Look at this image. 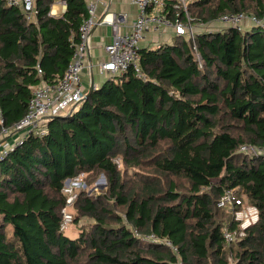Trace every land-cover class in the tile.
I'll use <instances>...</instances> for the list:
<instances>
[{"label": "trees", "instance_id": "16d2710c", "mask_svg": "<svg viewBox=\"0 0 264 264\" xmlns=\"http://www.w3.org/2000/svg\"><path fill=\"white\" fill-rule=\"evenodd\" d=\"M54 1L34 0L27 21L20 5L0 0V129L71 61L86 2L60 0L65 10L53 16ZM175 3L164 14L186 20ZM187 12L193 25H218L194 34L195 50L174 34L140 47V75L129 67L106 78L0 156V264H264V154L239 150H264V0H190ZM225 14L260 24L239 31L218 23ZM80 174L85 185L103 174L107 185L77 192L72 222L92 223L70 238L62 189ZM225 189L258 213L234 246L222 235L232 216L216 206Z\"/></svg>", "mask_w": 264, "mask_h": 264}, {"label": "built area", "instance_id": "2783aa9c", "mask_svg": "<svg viewBox=\"0 0 264 264\" xmlns=\"http://www.w3.org/2000/svg\"><path fill=\"white\" fill-rule=\"evenodd\" d=\"M33 1L34 0H7L9 4L21 6L27 21L35 20L36 11ZM175 1L176 3L173 5V8H181L186 20H180L178 14L175 15L174 21L168 18L163 12L165 7L164 0H132V4L137 8V14L130 25L129 31L123 34L118 33L115 15H112L110 19H106L107 15H105L96 22V2L87 1V17L78 28L79 41L75 46L74 53L64 76L57 84L40 82L35 86L32 90V96L28 101L24 116L10 128L2 127L0 129V156H5L14 146L21 144L27 135H41L45 130V124L51 117L63 113H70V111L83 100L86 91L82 86V72L87 65L85 56L88 52L89 34L96 23L110 24L113 32L111 41L105 46L106 60L97 65L98 74L101 76L117 77L122 75L129 67H132L139 73L138 51L140 42L144 40L146 34L157 33L162 29H170L173 31L174 35L190 38L193 49L195 50V32L198 29H213H207L208 27L204 26V24H191V18L187 12V4L190 0ZM217 21L224 26L230 24L239 31L245 21L249 24H260V21L256 17L243 14H225L219 17ZM93 88L95 87L93 86ZM247 149H250L251 153H256L255 151H258L264 154V150L255 147L242 146L239 150L243 151ZM82 178L83 174H80L75 178L68 179L66 184L64 182L62 192L66 196V205L61 210V230H65L72 222V215L68 213V207L73 204L76 197V194L73 193L74 189L84 190L86 187ZM216 206L231 212L232 220L235 225L234 229H229L227 226H223L222 228V235L227 244L234 243L244 236V228L254 223L258 218L257 210L253 206L248 208L250 212H247V209L239 210L240 207L245 206L244 196H237L230 189H225L222 192ZM247 218H250V220L247 221ZM240 220L246 222L238 223ZM236 224L238 228H236ZM149 238L150 240H156L153 236ZM163 243L171 247L174 253L176 252L177 249L172 246L168 240H163Z\"/></svg>", "mask_w": 264, "mask_h": 264}, {"label": "crops", "instance_id": "0c3cea01", "mask_svg": "<svg viewBox=\"0 0 264 264\" xmlns=\"http://www.w3.org/2000/svg\"><path fill=\"white\" fill-rule=\"evenodd\" d=\"M95 1V20L99 21L102 17L107 15L106 19H110L112 15L117 19V30L119 34L128 32L130 25L134 21L137 8L132 4V0H84ZM165 3L172 0H164ZM65 10V4L60 0H55L51 5L50 14L53 16H60ZM249 26V23H244ZM210 26V25H209ZM218 25H215V27ZM206 30H197L196 32ZM173 31L170 29H162L157 33H148L144 40L140 42V47H155L162 43H169L173 37ZM112 26L107 23H96L89 34L88 38V52L86 53V68L82 72V86L85 91H88L90 85L93 83L94 87H98L103 76L98 74V64L106 60L105 46L112 39Z\"/></svg>", "mask_w": 264, "mask_h": 264}, {"label": "rangeland", "instance_id": "374dc122", "mask_svg": "<svg viewBox=\"0 0 264 264\" xmlns=\"http://www.w3.org/2000/svg\"><path fill=\"white\" fill-rule=\"evenodd\" d=\"M246 22V21H245ZM244 22V23H245ZM247 23V22H246ZM191 24H193L192 23V21H191ZM204 26H207L208 28L207 29H212V28H214L215 27V25H208V24H206L205 22H204ZM199 28V27H198ZM198 30H200V29H198ZM195 32V31H194ZM196 33V32H195ZM196 58L198 59V55L196 54ZM102 78H104V79H106V78H108L106 75H104ZM103 81V80H102ZM246 147H251V146H249V145H247ZM0 152H1V149H0ZM240 152H242L243 154H245V155H249V154H251V150L250 149H247V150H243V151H240ZM119 163V162H118ZM119 166H121V165H119ZM120 169H122V166L120 167ZM132 175V171H130V172H128V176H131ZM168 179L169 178H165V179H163V185H167V183H168ZM174 181H178L179 182V184H182L181 183V179H175ZM68 182V179L65 181V184ZM106 185H107V181H106V178H105V176L103 175V174H99L97 177H96V179H95V181H94V183H91V184H88V185H86V187H85V191H87L88 193H92V194H99L101 191H103L104 189H105V187H106ZM78 191H80V190H77V189H74V191H73V193L74 194H77V192ZM244 203H245V206L243 207H240L239 208V210H241V209H247V212H250L249 210H248V208L251 206L249 203H248V201L246 200V198L244 197ZM68 213H70L71 215H72V217L73 216H75V214H76V211H75V209H73V206L71 205L70 207H68ZM221 213H223V214H226L227 215V218H229L230 216H231V212H229V211H227V210H224V211H221ZM230 216H229V215ZM250 216V215H249ZM250 220V218H247V221H249ZM241 222H246V221H244V220H240L238 223H241ZM90 223H92V220L91 219H89V218H87V217H85V218H81L80 220H79V222L78 223H73V222H71L68 226H67V228L64 230V232H65V235H67L68 237H75L78 233H79V231H80V228L81 227H87ZM227 223V222H226ZM225 223V224H226ZM225 226V225H224ZM236 228H238V225L236 224ZM232 246H234L235 245V242L234 243H232L231 244ZM229 262H232V259H230V260H228Z\"/></svg>", "mask_w": 264, "mask_h": 264}, {"label": "water", "instance_id": "95a60500", "mask_svg": "<svg viewBox=\"0 0 264 264\" xmlns=\"http://www.w3.org/2000/svg\"><path fill=\"white\" fill-rule=\"evenodd\" d=\"M63 4H64V3H63ZM92 89H93V83L90 85V87H89V89H88L86 95L84 96V98L87 97L88 93H89Z\"/></svg>", "mask_w": 264, "mask_h": 264}]
</instances>
